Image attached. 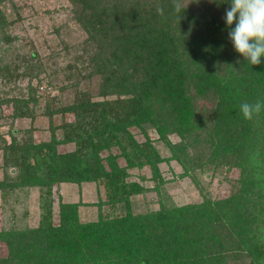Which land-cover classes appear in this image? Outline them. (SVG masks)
I'll use <instances>...</instances> for the list:
<instances>
[{
  "label": "trees",
  "instance_id": "1",
  "mask_svg": "<svg viewBox=\"0 0 264 264\" xmlns=\"http://www.w3.org/2000/svg\"><path fill=\"white\" fill-rule=\"evenodd\" d=\"M230 2L181 0L188 5L179 19L173 0H68L71 28L82 35L66 69L75 95L53 111L74 121L59 127L60 139L38 144L11 131L1 147L0 193L36 187L49 208L53 185L98 182L108 204L128 206L144 190L126 182L128 169L147 167L158 184L157 166L165 162L147 139H133L131 127L153 130L185 175L235 171L234 190L87 223L78 221V204L60 203L56 226L47 211L34 228L0 232L7 251L0 264H264V110L252 120L240 112L244 102L264 101V57L250 65L235 52L224 21ZM6 4L18 18L12 0H0V71L7 80L22 77L21 63L37 77L40 59L34 50L24 56L10 36L14 19L1 10ZM94 76L92 94L84 84ZM13 101L14 118L30 113L28 102ZM169 135L179 141L169 143ZM56 145L72 149L57 153Z\"/></svg>",
  "mask_w": 264,
  "mask_h": 264
},
{
  "label": "rangeland",
  "instance_id": "2",
  "mask_svg": "<svg viewBox=\"0 0 264 264\" xmlns=\"http://www.w3.org/2000/svg\"><path fill=\"white\" fill-rule=\"evenodd\" d=\"M12 3L18 8V18L10 4L1 7L6 15H10L9 19H14L9 34L16 39L17 46H22L24 56L32 50L37 52L42 72L37 77H30L24 73L26 65L20 63L22 77L7 80V76H3L5 70L0 71V179L3 176L1 147L2 143H9L11 131L22 139L29 138L33 144H38L48 142L52 135L60 139L62 130L59 127L64 122L74 121L73 115H62L55 111L74 100L75 88L69 86L66 69L74 63L72 47H76L82 38L81 32L71 28L68 0H12ZM65 25L66 31L63 30ZM47 83L55 87L52 89ZM97 83L98 77L94 76L84 84V89L95 94ZM15 99L19 106H22V101L28 102V115L13 117L15 108L11 102ZM32 99L35 104L29 103ZM94 99L100 100L96 96ZM54 108L57 109L53 111ZM50 112L52 114L48 117L47 113ZM129 131L137 143L147 139L156 148L159 157L165 160L157 166L161 183L157 184L151 179L147 167L128 169L126 182H136L144 189L141 194L128 198V206L122 202L108 204L105 191L98 182L53 185L49 208L46 196L36 187L16 189L3 195L0 193V232L34 228L47 211L50 213L51 225L56 226L60 203L78 204V221L87 223L95 222L99 217L123 216L126 210L135 216L157 211L161 206L198 204L203 197L221 199L234 190L233 183L237 178L235 171L227 172L221 168L211 172L207 169L185 175L179 164L169 160L170 152L158 141L153 130H145L143 134L139 129L131 127ZM167 140L171 144L179 141L174 135H169ZM70 149L72 145L55 146L57 153ZM110 152L118 154L117 149H111ZM186 152L189 155L195 154L196 148L188 147ZM107 155V152L100 154L101 157ZM118 163L120 166L125 164L121 159ZM6 253V247L0 242V258H4Z\"/></svg>",
  "mask_w": 264,
  "mask_h": 264
},
{
  "label": "clouds",
  "instance_id": "3",
  "mask_svg": "<svg viewBox=\"0 0 264 264\" xmlns=\"http://www.w3.org/2000/svg\"><path fill=\"white\" fill-rule=\"evenodd\" d=\"M187 5H183L181 0H173V9L179 19ZM157 14L163 16L164 9L158 7ZM224 21L235 52L250 65H259L264 57V0H231L230 7L225 10ZM262 110L264 101L260 100L240 105L245 120H252Z\"/></svg>",
  "mask_w": 264,
  "mask_h": 264
}]
</instances>
